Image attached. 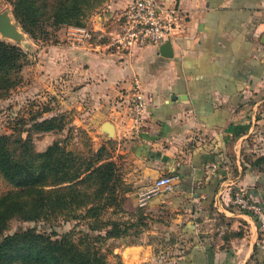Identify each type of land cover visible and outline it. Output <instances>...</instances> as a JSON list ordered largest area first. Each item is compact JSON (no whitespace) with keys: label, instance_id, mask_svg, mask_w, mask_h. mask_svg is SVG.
<instances>
[{"label":"crops","instance_id":"obj_1","mask_svg":"<svg viewBox=\"0 0 264 264\" xmlns=\"http://www.w3.org/2000/svg\"><path fill=\"white\" fill-rule=\"evenodd\" d=\"M133 1L109 0L89 23L97 33L90 44L72 47L64 32V45L52 50L67 76L55 81L78 82L92 124L114 125L135 201L158 178L180 176L175 193L148 206L180 212L185 251L177 264H264V234L231 204L240 189L264 206V166L255 164L264 155V0H159L188 18L172 58L160 47L129 55L107 47L115 16ZM78 63L80 77L73 75ZM135 78L146 102L138 134L129 102Z\"/></svg>","mask_w":264,"mask_h":264},{"label":"rangeland","instance_id":"obj_2","mask_svg":"<svg viewBox=\"0 0 264 264\" xmlns=\"http://www.w3.org/2000/svg\"><path fill=\"white\" fill-rule=\"evenodd\" d=\"M98 1L99 5L83 18V22L94 21L109 2ZM16 3L17 0H0V15L7 13L22 35V40L16 41L0 32V41L18 46L25 55L19 84L0 99V135L20 136L24 140L30 136L34 149L39 153L58 142L62 148L86 162L95 160L97 154L101 153L104 162L112 161L116 164L118 177L113 183L116 185V201H112V207L104 209L101 223L98 224L104 227L100 233L90 231V222L72 220L70 217L74 215H69L58 217L49 223L13 219L6 234L36 229L38 232L56 233L61 237L73 231L76 241L90 235L93 247L109 264H177L185 251L180 212L167 208L151 211L148 207L138 206V201L133 196V184L128 182L130 167L124 160L127 154H120V149L123 148L121 141L116 135L113 138L105 136L100 128V121L96 125L92 124L93 113L85 106L86 98L83 97L82 87L77 85L78 82L68 87L62 79H59L58 84L55 81L57 76L64 80L67 76V65L60 60L57 66L56 58L61 55L56 57L55 50H52L54 46L64 45L62 38L66 26H55L53 21L43 17L39 27L35 29V36L29 35L16 18ZM103 42L107 43L108 39H103ZM73 72V75L80 77L83 64L78 63ZM54 118L62 128L43 132L35 127L36 123ZM261 145L264 148V136ZM13 189L0 175V196ZM238 191L240 189L235 193ZM114 222L118 223L121 234L95 240L100 235L106 237ZM259 231L261 232L260 228ZM240 260L238 259V264H242Z\"/></svg>","mask_w":264,"mask_h":264},{"label":"trees","instance_id":"obj_3","mask_svg":"<svg viewBox=\"0 0 264 264\" xmlns=\"http://www.w3.org/2000/svg\"><path fill=\"white\" fill-rule=\"evenodd\" d=\"M98 0H17L15 15L24 30L35 36L43 17L55 26L85 27L83 18L94 10ZM25 63L21 48L0 41V99L20 82ZM56 118L36 123L39 131L52 132L62 126ZM256 165L264 166V156ZM0 175L14 189L0 196V264H109L92 245L90 235L76 241L75 232L58 234L27 232L6 234L10 222H51L58 217L90 222V231L100 233L104 209L112 207L117 174L116 164L83 161L58 142L37 152L30 139L0 135ZM93 224V225H92ZM118 223H111L106 237L118 236Z\"/></svg>","mask_w":264,"mask_h":264},{"label":"built area","instance_id":"obj_4","mask_svg":"<svg viewBox=\"0 0 264 264\" xmlns=\"http://www.w3.org/2000/svg\"><path fill=\"white\" fill-rule=\"evenodd\" d=\"M115 18L117 31L107 34L110 38L107 47L127 55L138 49L161 47L169 41H175L185 33L188 19L181 7L168 6L159 0H134ZM64 32L66 41L72 47L90 44L97 37L89 23L85 27L66 26ZM103 37L98 36L99 39ZM129 102L132 132L138 134L145 125L146 112L144 91L138 78L133 80ZM179 186V175L162 176L139 193L138 206L148 207L154 198L175 193ZM231 204L240 213L252 216L260 233H264V206L261 203L240 190L233 195ZM259 245L264 250V237L260 238Z\"/></svg>","mask_w":264,"mask_h":264},{"label":"water","instance_id":"obj_5","mask_svg":"<svg viewBox=\"0 0 264 264\" xmlns=\"http://www.w3.org/2000/svg\"><path fill=\"white\" fill-rule=\"evenodd\" d=\"M0 32L3 36L20 41L22 40V35L18 31V29L12 24V21L7 13L0 15ZM160 53L162 56L166 58L173 57V49H172V42H167L160 47ZM101 131L105 136L109 138H113L116 135L115 127L110 122H105L101 126Z\"/></svg>","mask_w":264,"mask_h":264}]
</instances>
